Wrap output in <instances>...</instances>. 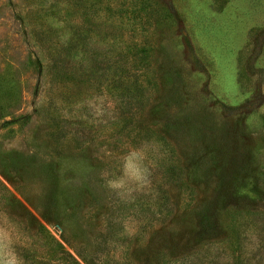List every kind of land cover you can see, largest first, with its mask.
<instances>
[{
  "label": "rangeland",
  "instance_id": "rangeland-1",
  "mask_svg": "<svg viewBox=\"0 0 264 264\" xmlns=\"http://www.w3.org/2000/svg\"><path fill=\"white\" fill-rule=\"evenodd\" d=\"M9 217L25 264H264V0H0Z\"/></svg>",
  "mask_w": 264,
  "mask_h": 264
},
{
  "label": "clouds",
  "instance_id": "clouds-1",
  "mask_svg": "<svg viewBox=\"0 0 264 264\" xmlns=\"http://www.w3.org/2000/svg\"><path fill=\"white\" fill-rule=\"evenodd\" d=\"M146 154L142 148L130 151L117 175L102 174L106 188L119 198L132 197L150 184V169L145 163ZM7 216V214H4ZM15 222L9 217L0 220V264H25L16 250Z\"/></svg>",
  "mask_w": 264,
  "mask_h": 264
}]
</instances>
